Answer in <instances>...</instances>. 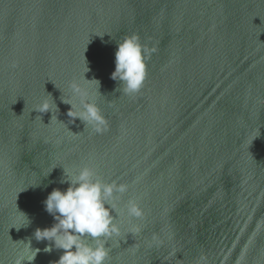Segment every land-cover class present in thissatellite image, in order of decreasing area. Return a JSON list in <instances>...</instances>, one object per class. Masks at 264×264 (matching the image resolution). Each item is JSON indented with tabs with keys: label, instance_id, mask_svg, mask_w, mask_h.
Instances as JSON below:
<instances>
[{
	"label": "water",
	"instance_id": "water-1",
	"mask_svg": "<svg viewBox=\"0 0 264 264\" xmlns=\"http://www.w3.org/2000/svg\"><path fill=\"white\" fill-rule=\"evenodd\" d=\"M133 34L155 51L127 96L111 74ZM72 81L103 133L67 116ZM85 165L129 185L108 264H264V0H0V264L29 239L33 264L59 259L34 233ZM129 199L143 218L120 214Z\"/></svg>",
	"mask_w": 264,
	"mask_h": 264
},
{
	"label": "clouds",
	"instance_id": "clouds-1",
	"mask_svg": "<svg viewBox=\"0 0 264 264\" xmlns=\"http://www.w3.org/2000/svg\"><path fill=\"white\" fill-rule=\"evenodd\" d=\"M154 51V48L150 49L142 44L136 34L126 36L122 42L117 43L115 70L111 79L118 82V89L124 95L135 96L141 91L147 79V61ZM87 69L88 72L89 68ZM85 80L99 84L95 79ZM68 87L71 96L68 99H60L63 104L70 106L67 116L74 123L79 120L96 134L106 131L107 120L87 88L76 81H72ZM74 99L78 104L73 102ZM56 108L58 109L57 105ZM50 109L51 105L45 102L39 111L49 113ZM60 182L67 184V189H53L43 201L45 211L52 216L54 223L51 227L37 228L34 233L35 240L48 242L43 249L45 253L62 250L54 264H108L110 249L106 247V243L112 237L121 235L120 226L116 223L113 213L119 208L117 201L128 192L129 185L117 181L105 182L95 169L88 165L71 173L63 169ZM120 214L135 219L144 216L143 209L135 199H129ZM28 222L30 223L29 220ZM132 231L138 233L139 226L134 227ZM88 239L93 240L94 245L87 243ZM153 240L158 244L163 243L156 236H153ZM25 244L26 247L22 254L17 256L14 264H33L41 251L39 248H32L30 239Z\"/></svg>",
	"mask_w": 264,
	"mask_h": 264
}]
</instances>
